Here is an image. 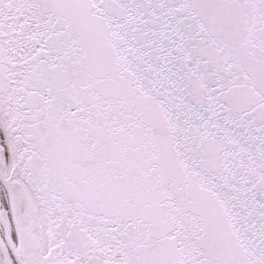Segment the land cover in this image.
<instances>
[{
  "label": "snow or ice",
  "instance_id": "snow-or-ice-1",
  "mask_svg": "<svg viewBox=\"0 0 264 264\" xmlns=\"http://www.w3.org/2000/svg\"><path fill=\"white\" fill-rule=\"evenodd\" d=\"M0 264H264V0H0Z\"/></svg>",
  "mask_w": 264,
  "mask_h": 264
}]
</instances>
